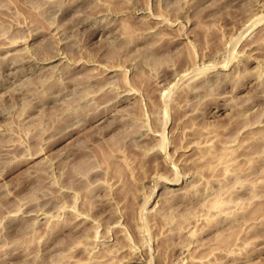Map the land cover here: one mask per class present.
<instances>
[{
    "label": "rangeland",
    "instance_id": "1",
    "mask_svg": "<svg viewBox=\"0 0 264 264\" xmlns=\"http://www.w3.org/2000/svg\"><path fill=\"white\" fill-rule=\"evenodd\" d=\"M0 264H264V0H0Z\"/></svg>",
    "mask_w": 264,
    "mask_h": 264
},
{
    "label": "bare ground",
    "instance_id": "2",
    "mask_svg": "<svg viewBox=\"0 0 264 264\" xmlns=\"http://www.w3.org/2000/svg\"><path fill=\"white\" fill-rule=\"evenodd\" d=\"M96 31H97V30H96ZM93 33H94V32H93ZM96 33H97V32H96ZM253 42H254V41H253ZM250 48H251V47H250ZM251 49H252V48H251ZM9 67H10V66H9ZM13 77H14V76H13ZM116 98H117V97H116ZM121 98H122V97H121ZM115 100H116V99H115ZM125 100H126V99H125ZM116 101H117V100H116ZM120 101H122V99H120ZM116 103L118 104V101H117ZM120 103H121V102H120ZM113 114H114V113H113ZM156 130H157V129H156ZM151 133H152V132H151ZM151 133H150V134H151ZM155 134H156V133H155ZM138 135H139V134H138ZM144 135H145V134H144ZM151 135H152V134H151ZM148 136H150V135H148ZM143 138H144V137H143ZM145 138H146V137H145ZM145 138H144V140H146ZM141 139H142V138H141ZM149 139H150V138H149ZM149 139H148V140H149ZM149 141H150V140H149ZM152 144H154V143L152 142ZM152 144H151V145H152ZM156 144H157V143H156ZM156 144H154L153 146H155ZM158 144H159V143H158ZM147 149H148V147H147ZM157 151H158V150H157ZM155 154H156V152H155ZM158 155H159V154H158ZM153 156H155V155H153ZM159 159H160V157H159ZM155 162H156V161H155ZM173 178L175 179V176H174ZM76 217H77V216H76Z\"/></svg>",
    "mask_w": 264,
    "mask_h": 264
}]
</instances>
